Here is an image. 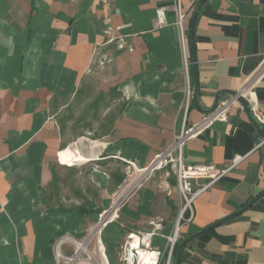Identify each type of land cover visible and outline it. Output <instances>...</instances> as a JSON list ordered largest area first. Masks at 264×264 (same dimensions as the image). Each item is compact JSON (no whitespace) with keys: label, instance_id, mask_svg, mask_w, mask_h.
Returning <instances> with one entry per match:
<instances>
[{"label":"crops","instance_id":"crops-1","mask_svg":"<svg viewBox=\"0 0 264 264\" xmlns=\"http://www.w3.org/2000/svg\"><path fill=\"white\" fill-rule=\"evenodd\" d=\"M192 2L181 0L180 27L174 0H0V16L12 29L3 69H13L19 56V63L27 57L28 72L35 70L34 78L24 82L19 77L14 83L0 80V222L15 193L35 191L46 178L45 158L53 147L47 104L54 98L72 103L83 85L100 91L117 110L100 145L75 163L104 154L143 168L174 143L182 124L201 123L217 98L226 100L248 83L243 99L249 112L241 102L232 103L223 119L182 149L188 165L224 168L234 155L244 158L194 201L192 220L180 226V242L264 191V143L258 136L264 130V0H208L200 7L194 25L197 88L189 30L200 2ZM157 8L166 11L162 29L155 20ZM1 72L0 64V79ZM109 112H104L107 117ZM179 205L173 170L159 171L120 210L121 229H105L100 250L102 241L111 245L122 234L149 231L156 220L162 223L160 234L170 236ZM3 224L0 230L12 231ZM33 227L24 222L15 227L21 237L0 238V264H54L53 240L39 230L34 235ZM152 245L167 257L165 238L155 237ZM75 246L86 251V244ZM180 264H264V195L187 243Z\"/></svg>","mask_w":264,"mask_h":264},{"label":"rangeland","instance_id":"rangeland-1","mask_svg":"<svg viewBox=\"0 0 264 264\" xmlns=\"http://www.w3.org/2000/svg\"><path fill=\"white\" fill-rule=\"evenodd\" d=\"M6 22L7 18L0 16V64L3 71L0 80L14 83L18 77L21 82L33 79L35 70L28 72L25 69L24 60L27 57L25 59L24 56L28 49L22 55V62L19 63L18 56L13 69H3L7 65V41L12 40V37L7 40L12 29ZM12 36L16 35L12 33ZM16 42L20 40L17 38ZM33 66L31 64L29 67ZM68 100L65 98L62 102H56L54 98L47 104L45 115L50 123L53 147L45 158L43 169L46 178L36 183L35 191L30 189L15 193L7 209L8 214L0 222V226H4V222L10 224L12 231L0 230V238L21 237L15 227L28 222L34 226V235L39 230L40 236L53 240L54 264H67L59 260L58 255L74 257V262L70 264H117L125 235L122 234L115 244L108 245L102 241L103 252L99 248L102 234L109 225L121 229L118 225L120 210L147 182L154 180L159 171L142 173L141 170L149 165L139 168L129 161L103 158L104 154L90 155L88 158L91 161L86 163H75L79 157L87 156V152L100 145L101 135L110 130L114 120L112 112L116 113L117 108L115 103L106 101L100 91L89 85L81 87L75 101L69 104ZM61 106L63 108L58 113ZM105 111H110L109 117ZM60 155L63 161L58 160ZM79 210L86 212V216L77 214ZM109 214L108 225L101 228L98 235L91 237L100 217ZM87 225L93 228L88 229ZM75 243L86 244V251L78 253Z\"/></svg>","mask_w":264,"mask_h":264},{"label":"built area","instance_id":"built-area-1","mask_svg":"<svg viewBox=\"0 0 264 264\" xmlns=\"http://www.w3.org/2000/svg\"><path fill=\"white\" fill-rule=\"evenodd\" d=\"M200 1L201 0H193L192 5H196ZM174 2L177 24L181 27L184 17L181 9V0H174ZM155 20L157 28L162 29L167 26L166 11L163 8H157L155 10ZM119 47L122 48L121 45H119ZM129 51L131 50L129 49ZM263 68L264 65L261 70ZM247 86L248 83L240 88L235 97H229L228 99L221 101L216 109L208 114L201 123L191 127H186L185 124H182L180 133L176 137L174 143L157 154L149 167L143 170L142 173H153L155 171L166 170L167 168L173 170L175 175V187L180 202L177 219L173 232L168 237H164L160 234L163 228L160 220L150 222L151 229L149 231L128 232L120 245L117 264H171L172 251L174 247L180 243L181 239L179 231L180 226L182 223H188L192 220V205L194 201L212 185L233 170V168H235V166H237L244 158L243 156L234 155L230 159L229 164L224 168H216L211 164L188 165L185 164L182 159V149L188 140L200 134L202 130L211 125L212 122L223 119L229 106L232 103L237 102L236 99L238 97H244ZM261 143H264V141ZM110 217L111 214L105 215L104 217L101 216L95 230L100 226V232L101 228L109 223ZM95 230L92 234L95 233ZM155 237L165 238L167 242L166 258L163 257L164 255L159 249L153 247L152 241ZM77 251L79 253L78 248ZM57 258L67 264L74 261V257L67 258L58 255Z\"/></svg>","mask_w":264,"mask_h":264},{"label":"water","instance_id":"water-1","mask_svg":"<svg viewBox=\"0 0 264 264\" xmlns=\"http://www.w3.org/2000/svg\"><path fill=\"white\" fill-rule=\"evenodd\" d=\"M208 0H201L200 3L198 4L196 11L191 19V24H190V30H189V47H190V52H191V70H192V76H193V82H194V87L197 88L198 82H197V76H196V66H195V57H194V25H195V20H196V16L197 13L200 9V7ZM237 94V92L231 93L229 95L230 98L235 97ZM237 102H241L244 107L245 110L248 111L247 107H246V102L244 101L243 98L238 97L236 99ZM221 101L219 100V98H217V100L215 101L213 107L209 110V111H205L206 113L210 114L212 113L216 107L219 105ZM249 112V111H248ZM258 136L261 139V142L264 141V130H258ZM264 195V191L257 196L256 198H254L253 200H251L248 204H246L241 210L234 212L230 215H228L227 217L223 218L222 220H219L213 224H211L210 226H208L207 228L201 230L199 233L187 238L185 241H183L181 244H179L176 253H175V263L174 264H180V259H181V252L183 250V248L185 247V245L187 243H189L191 240H193L194 238L198 237L199 235H202L206 232H209L210 230L220 226L221 224L237 217L238 215H240L243 211L249 209L252 205H254L258 199H260L262 196Z\"/></svg>","mask_w":264,"mask_h":264},{"label":"trees","instance_id":"trees-1","mask_svg":"<svg viewBox=\"0 0 264 264\" xmlns=\"http://www.w3.org/2000/svg\"><path fill=\"white\" fill-rule=\"evenodd\" d=\"M77 213L83 215L85 212L79 210ZM181 243H182V241H181L179 244H181ZM179 244L176 245V246L174 247L173 251H172V255H171V264H174V261H175V253H176V250H177Z\"/></svg>","mask_w":264,"mask_h":264},{"label":"bare ground","instance_id":"bare-ground-1","mask_svg":"<svg viewBox=\"0 0 264 264\" xmlns=\"http://www.w3.org/2000/svg\"><path fill=\"white\" fill-rule=\"evenodd\" d=\"M130 180V179H129ZM119 194V193H118ZM125 195H127V193L125 194ZM116 198V197H115ZM125 198V197H124ZM123 201V200H122ZM117 205V204H116ZM99 228H100V226H98L97 228H96V230H95V232H98L99 231ZM93 250V249H92ZM101 251V250H100ZM74 262V261H73Z\"/></svg>","mask_w":264,"mask_h":264}]
</instances>
